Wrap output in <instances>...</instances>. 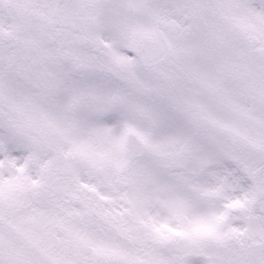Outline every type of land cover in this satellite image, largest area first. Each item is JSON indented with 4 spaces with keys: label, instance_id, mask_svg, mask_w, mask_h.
Listing matches in <instances>:
<instances>
[{
    "label": "snow or ice",
    "instance_id": "6c2138e0",
    "mask_svg": "<svg viewBox=\"0 0 264 264\" xmlns=\"http://www.w3.org/2000/svg\"><path fill=\"white\" fill-rule=\"evenodd\" d=\"M0 264H264V0H0Z\"/></svg>",
    "mask_w": 264,
    "mask_h": 264
}]
</instances>
